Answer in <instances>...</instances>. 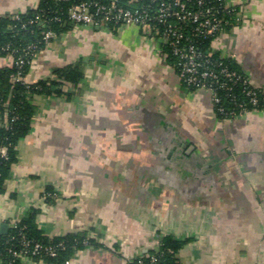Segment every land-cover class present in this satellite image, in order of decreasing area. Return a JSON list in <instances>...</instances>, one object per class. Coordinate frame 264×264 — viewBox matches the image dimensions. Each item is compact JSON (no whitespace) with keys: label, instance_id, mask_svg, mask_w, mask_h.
Segmentation results:
<instances>
[{"label":"crops","instance_id":"1","mask_svg":"<svg viewBox=\"0 0 264 264\" xmlns=\"http://www.w3.org/2000/svg\"><path fill=\"white\" fill-rule=\"evenodd\" d=\"M222 1L234 22L211 47L264 95V0ZM38 2L0 0V16ZM161 45L133 26L83 24L45 44L25 82L69 65L82 78L33 96L0 231L34 210L41 234L92 242L65 264H132L166 236L181 244L178 264H264V107L220 119L205 93L182 86ZM11 65L0 56V68Z\"/></svg>","mask_w":264,"mask_h":264},{"label":"trees","instance_id":"2","mask_svg":"<svg viewBox=\"0 0 264 264\" xmlns=\"http://www.w3.org/2000/svg\"><path fill=\"white\" fill-rule=\"evenodd\" d=\"M127 0H121L120 4L126 7H141L146 9L150 15L155 13V9L162 3H172L173 0H136L131 4H126ZM188 9L192 11L205 10L212 7V12L218 17L223 18L222 28L229 30L234 22L235 12H228L224 8L222 0H182ZM201 1V2H200ZM101 3L108 4L110 0H39L38 5L24 13H16L18 18L12 14L0 16V56L12 55V65L0 68V148L5 147L6 154L0 155V193L3 191L4 184L9 177L11 167L16 162V145L23 139L31 129V121L34 115V106L31 100L37 94H62L59 85L77 84L82 78V72L77 65H69L57 68L53 71L54 76L49 79L39 80L34 83L24 81L25 75L33 58L45 46L43 32L50 30L57 35L66 33L73 23L68 18L69 9L80 3ZM200 2V4H199ZM92 6L90 11H93ZM99 25H106L109 28H116L113 23H105L97 16ZM40 19L44 27L37 23H30L31 20ZM153 27L163 30L167 24H173L181 29L185 36H188L195 48L202 54L211 51L208 59L220 67H226L240 76L236 83L227 81L226 88H216V93L220 97L219 106L224 108V113L214 109L220 119L230 118L240 112L241 106L247 111L264 107V95L251 86L245 80L247 76L240 70L238 65L230 58L221 56L217 51L212 50L211 43L213 36L192 35L193 25L185 24L177 20L174 16L168 18L164 23H152ZM97 26V25H95ZM188 43L184 38L180 44ZM33 45L31 49H27ZM166 61L177 69V57L173 55L172 47L161 45ZM18 57L23 59L21 66L14 62ZM215 69H218L216 67ZM176 72V71H175ZM20 77L16 78V74ZM226 81L225 78H222ZM182 86L195 90L194 86L180 82ZM253 90L258 98L257 105H252L249 96L245 94L247 90ZM36 211H31L18 222L0 231V261L2 264H23L22 258H29L45 264H65L73 258L75 253L92 243L83 233L66 234L62 237H48L36 228ZM39 248L32 253L34 246ZM181 244L169 236L163 237L158 252H154L159 264H178L174 257L175 251ZM51 252L53 254H51ZM150 254V255H152ZM141 259L144 264H149V255ZM138 259V260H139ZM135 260L132 264H137Z\"/></svg>","mask_w":264,"mask_h":264},{"label":"built area","instance_id":"3","mask_svg":"<svg viewBox=\"0 0 264 264\" xmlns=\"http://www.w3.org/2000/svg\"><path fill=\"white\" fill-rule=\"evenodd\" d=\"M120 1L110 0L105 5L101 3L80 2L69 9L68 18L73 24L99 25L100 21L97 18L99 16L104 24L113 23L117 27L133 26L147 31L149 38L158 37L161 40V44L172 47L173 55L178 59L176 62L177 69L175 71L179 81L194 86L195 90L205 93L209 97L213 107L217 106V110L220 113H224V108L218 105L220 97L216 93V88H226L227 81L236 83L240 79V76L234 71L228 70L226 67H220V63L215 64L211 62L208 59L212 54L211 51L206 53V55L202 54L195 48L189 37L185 36L181 29H178L175 25L167 24L163 30L152 26L153 22L164 23L168 18L174 16L180 22L193 25L192 35L203 37L213 36L215 39L219 34L224 32L222 28L223 18L213 13L211 11L212 7H208L205 10L192 11L187 8L186 3L182 0H173L172 3L167 4L162 2L155 9L153 15H150L146 9H142L141 7H126L120 4ZM133 1L136 0H127L126 4H131ZM223 5L228 12L236 11L235 8L229 7L225 3ZM92 6L94 10L90 11ZM12 15L14 18H18L16 13ZM34 22L38 26L44 27V23L40 19L30 21V23ZM57 36L56 33L46 30L43 32V41L47 43ZM182 38L188 41V43L180 44ZM32 47L33 45H29L27 49L29 50ZM9 56L11 58L13 57L12 55ZM14 63L21 66L23 59L18 57ZM216 67L218 69H215ZM19 77L20 73H17L16 78ZM222 78H225L226 81ZM245 82L249 84L248 79ZM245 94L249 96L252 105H257L258 98L253 90L249 89ZM246 112V108L241 106L238 114H234L230 118H224L223 120L235 118ZM5 154V147H1L0 155ZM37 248H39L38 244L34 246L32 253H35ZM51 254L53 253L51 252ZM149 259V264H159L155 254L149 255ZM137 264H144V262L139 259Z\"/></svg>","mask_w":264,"mask_h":264},{"label":"rangeland","instance_id":"4","mask_svg":"<svg viewBox=\"0 0 264 264\" xmlns=\"http://www.w3.org/2000/svg\"><path fill=\"white\" fill-rule=\"evenodd\" d=\"M227 120H229V119H227Z\"/></svg>","mask_w":264,"mask_h":264}]
</instances>
